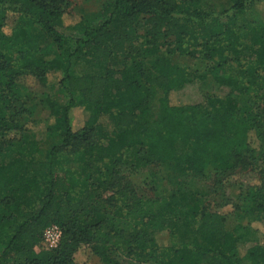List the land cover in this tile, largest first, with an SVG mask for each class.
Returning a JSON list of instances; mask_svg holds the SVG:
<instances>
[{
	"label": "trees",
	"instance_id": "trees-1",
	"mask_svg": "<svg viewBox=\"0 0 264 264\" xmlns=\"http://www.w3.org/2000/svg\"><path fill=\"white\" fill-rule=\"evenodd\" d=\"M226 2L106 0L64 34V0H0V264H77L83 250L102 264H264V0ZM27 95L46 97L38 114ZM167 166L164 196L127 179ZM210 167L221 188L258 177L242 190L247 225L228 230L192 192Z\"/></svg>",
	"mask_w": 264,
	"mask_h": 264
},
{
	"label": "rangeland",
	"instance_id": "rangeland-1",
	"mask_svg": "<svg viewBox=\"0 0 264 264\" xmlns=\"http://www.w3.org/2000/svg\"><path fill=\"white\" fill-rule=\"evenodd\" d=\"M106 0H64L62 5L64 9L63 24L64 27L60 30L64 34H73L74 30L70 31V28L77 25L81 21L87 24L96 22L99 18L102 8L104 7ZM213 4L216 8H228L229 4L226 0H213ZM264 10V8H263ZM264 12V11H263ZM145 28L138 26L135 32L139 35H143ZM164 52V50H163ZM165 53V52H164ZM171 62L175 65L189 68V72L196 74V72L202 73L200 67L192 59L177 56H171ZM84 67H79L77 72H84ZM206 93H215L214 85L210 82L205 86ZM48 98H52L57 102L63 104L65 98L56 91V88H52L46 94ZM46 97L37 95H27L24 99L25 107L35 114H38L44 108V101ZM81 115H77L80 117ZM84 119V118H83ZM97 123L102 125L107 135H114L119 131L115 121L108 116L100 117ZM38 139L41 146H47L51 139H46L45 134L38 131ZM185 163V159H183ZM183 165V164H181ZM175 176L174 166H167L161 168H151L148 170L132 173L128 175V180L133 184L138 195L147 198H156L164 196L171 191V179ZM258 183V177L254 173H238L233 178L228 180L227 186L221 188L217 187L215 183V168L210 167L206 172L204 179L195 182L191 185L192 192H195L204 204L210 210H219L222 213L229 215L228 217V230H233L239 225H247L248 219L244 216L245 209V197L242 190L245 186L254 185ZM254 228L258 229L260 233L264 232V226L260 224H254ZM160 241L167 240V234L164 233L159 236ZM50 250L51 248L48 246ZM77 264H102L99 258L92 255L88 250H83L77 255Z\"/></svg>",
	"mask_w": 264,
	"mask_h": 264
},
{
	"label": "built area",
	"instance_id": "built-area-1",
	"mask_svg": "<svg viewBox=\"0 0 264 264\" xmlns=\"http://www.w3.org/2000/svg\"><path fill=\"white\" fill-rule=\"evenodd\" d=\"M61 235V229L56 225H52L48 229H46L44 233V241L47 246H50L51 248H56L60 242Z\"/></svg>",
	"mask_w": 264,
	"mask_h": 264
}]
</instances>
